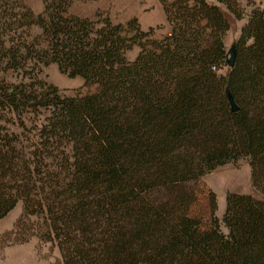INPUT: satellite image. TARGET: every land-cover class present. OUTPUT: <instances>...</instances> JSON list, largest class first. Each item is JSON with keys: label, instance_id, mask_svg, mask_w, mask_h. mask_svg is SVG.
I'll list each match as a JSON object with an SVG mask.
<instances>
[{"label": "trees", "instance_id": "16d2710c", "mask_svg": "<svg viewBox=\"0 0 264 264\" xmlns=\"http://www.w3.org/2000/svg\"><path fill=\"white\" fill-rule=\"evenodd\" d=\"M41 2L0 0V219L22 204L11 232L62 264H264V200L227 191L218 217L199 183L246 158L264 195V4L247 0L221 75L219 4L241 19L238 0H158L161 38ZM49 64L92 90L62 96L40 78Z\"/></svg>", "mask_w": 264, "mask_h": 264}, {"label": "rangeland", "instance_id": "374dc122", "mask_svg": "<svg viewBox=\"0 0 264 264\" xmlns=\"http://www.w3.org/2000/svg\"><path fill=\"white\" fill-rule=\"evenodd\" d=\"M25 4L33 12H39L42 9L41 0H25ZM219 7H222L221 10L225 17L226 13L231 14L223 6ZM68 10L72 14L90 18L94 17L96 13H102V15L108 16L112 22L120 23L135 18L142 29L152 27L156 38L170 35V27L165 21L158 0H72ZM250 10L251 6L249 5L242 7L244 18L247 17ZM233 17L232 15L230 20L227 18L229 28L223 36V43L227 52L239 33V19ZM134 55L135 50L130 53V58H133ZM228 68L229 66L225 64L218 73L225 75ZM40 78L55 85L62 96L92 90V87L84 86L80 77L70 78L60 73L55 64L44 67ZM199 183L214 191L217 202L215 214L218 217H221L224 195L227 191L250 193L256 198L264 200V195L252 185L250 161L246 158L216 167L200 176ZM21 212L22 204L18 201L6 216L0 219V264H62L59 251L55 246L40 240L35 235L27 241L21 242L25 234L11 232L12 226Z\"/></svg>", "mask_w": 264, "mask_h": 264}, {"label": "water", "instance_id": "95a60500", "mask_svg": "<svg viewBox=\"0 0 264 264\" xmlns=\"http://www.w3.org/2000/svg\"><path fill=\"white\" fill-rule=\"evenodd\" d=\"M228 54H229V57L226 60V63L230 67L233 64V59H234V46L233 45H231V47L228 49ZM228 101H229L231 110H233V111L236 110V105H235L234 100L231 96H229Z\"/></svg>", "mask_w": 264, "mask_h": 264}, {"label": "crops", "instance_id": "0c3cea01", "mask_svg": "<svg viewBox=\"0 0 264 264\" xmlns=\"http://www.w3.org/2000/svg\"><path fill=\"white\" fill-rule=\"evenodd\" d=\"M255 1V3H256V5H262V4H264V0H254ZM238 2L240 3V5H242V6H246V3H247V0H238ZM219 6H223L225 9H226V7L224 6V5H222V4H219ZM222 8V7H221ZM220 8V9H221ZM223 12V11H222ZM224 13V12H223ZM228 18V20H230V19H232V14H228V13H226V19ZM234 18V17H233ZM245 20H246V18H241V19H239L238 21H239V28H240V26L245 22Z\"/></svg>", "mask_w": 264, "mask_h": 264}]
</instances>
